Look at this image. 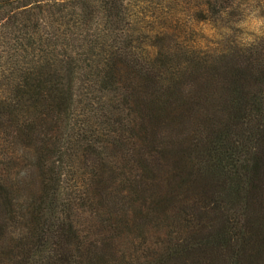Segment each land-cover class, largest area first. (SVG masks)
<instances>
[{
	"label": "trees",
	"instance_id": "obj_1",
	"mask_svg": "<svg viewBox=\"0 0 264 264\" xmlns=\"http://www.w3.org/2000/svg\"><path fill=\"white\" fill-rule=\"evenodd\" d=\"M247 13L264 0H0V264H264Z\"/></svg>",
	"mask_w": 264,
	"mask_h": 264
},
{
	"label": "rangeland",
	"instance_id": "obj_2",
	"mask_svg": "<svg viewBox=\"0 0 264 264\" xmlns=\"http://www.w3.org/2000/svg\"><path fill=\"white\" fill-rule=\"evenodd\" d=\"M181 15V14H178ZM179 16L178 21L181 28L184 29L186 38L180 40L195 48L210 50L215 45L218 33L209 24L203 22H195L185 14ZM245 18H241L236 22V29H240V41L243 43L252 42L264 32V18H258L253 14H246ZM234 24V22H233Z\"/></svg>",
	"mask_w": 264,
	"mask_h": 264
}]
</instances>
